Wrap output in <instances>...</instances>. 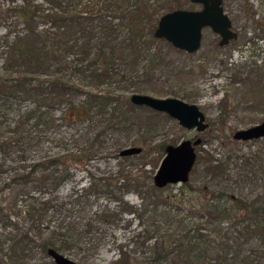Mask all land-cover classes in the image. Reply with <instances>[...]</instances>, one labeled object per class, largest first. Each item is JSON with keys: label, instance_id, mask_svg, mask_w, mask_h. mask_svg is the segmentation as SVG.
Segmentation results:
<instances>
[{"label": "rangeland", "instance_id": "rangeland-1", "mask_svg": "<svg viewBox=\"0 0 264 264\" xmlns=\"http://www.w3.org/2000/svg\"><path fill=\"white\" fill-rule=\"evenodd\" d=\"M174 1L184 10L201 9ZM10 6L0 0V264H55L51 248L78 264H187L189 252L204 255L201 264H264L261 239L242 240L234 224L241 218L237 199L264 205V139H233L264 121V0H223L238 33L226 46L210 28L195 54L147 35L139 61H118L99 88L82 85L64 97L45 88L40 99L12 89L7 42L26 26L7 12ZM127 36L125 29L120 38ZM74 58H58L26 89L51 76L86 85L71 71ZM134 94L196 104L209 127L184 129L164 113L134 105ZM91 95L112 104L105 108ZM185 140L197 152L189 182L156 188L166 148ZM134 147L143 151L121 156ZM227 200L228 213L216 212ZM220 249L229 251L226 258L225 252L217 257ZM246 256L251 263H242Z\"/></svg>", "mask_w": 264, "mask_h": 264}, {"label": "trees", "instance_id": "trees-1", "mask_svg": "<svg viewBox=\"0 0 264 264\" xmlns=\"http://www.w3.org/2000/svg\"><path fill=\"white\" fill-rule=\"evenodd\" d=\"M8 1L11 6L7 12L14 14L18 22L26 28L13 41L7 42L5 65L15 73L12 78L15 86L12 89L27 91L34 99L44 96L45 88H49L58 97H64L70 92H81L82 85L99 88L111 78L113 66L118 65V61L123 64L132 61L136 64L142 53L143 38L150 35L153 40H158L154 33L160 18L182 7V3L177 4L174 0H45L48 4L46 8L42 4H36L34 0ZM40 26L46 28L39 29ZM125 29L128 36L120 38ZM70 54L75 57L71 71L84 76L90 82H85V85L82 79L73 82L65 81L61 76H51L37 83L36 88L26 89L36 82L37 75L44 74L43 71L49 70L55 61ZM64 70V66H59L57 71L61 73ZM91 97L105 108L112 104L109 98ZM72 110L76 113L75 107ZM222 196L219 195L220 199ZM177 199L175 196H168L169 201L181 203ZM228 203L229 201L218 204L215 211L220 214L228 213ZM237 204L239 208L235 213L241 218L234 224L239 226L237 229L240 238L250 243L260 238L264 251V205L255 207L254 202L249 203L243 199H237ZM251 213L256 216L250 218V224H245ZM213 233V242L217 244L219 235L216 231ZM214 248L219 249L216 245ZM222 251V254L216 251L218 258L224 252L223 257L228 256L229 251ZM258 252H252V255L257 257ZM166 253L173 252L166 250ZM188 255L187 264H201V258L204 257L202 254L192 257L190 252ZM239 256L238 253L237 257ZM260 257L264 258V255ZM250 258L252 256H246L242 263H251L248 262Z\"/></svg>", "mask_w": 264, "mask_h": 264}, {"label": "water", "instance_id": "water-1", "mask_svg": "<svg viewBox=\"0 0 264 264\" xmlns=\"http://www.w3.org/2000/svg\"><path fill=\"white\" fill-rule=\"evenodd\" d=\"M190 2L201 6V9H179L164 14L154 33L156 39L165 40L174 48L188 54H195L201 49L203 31L206 28H210L221 38L220 46H226L231 41L237 40L238 33L233 30L223 0H190ZM131 102L136 106L164 113L190 131L204 132L209 127L205 114L196 104H189L176 98L159 99L142 94L132 95ZM233 139L243 142L264 139V121L248 129L237 131ZM142 151V148H128L121 152V156H133ZM196 160L197 152L192 141L185 140L176 146H168L154 176V185L162 189L170 185L186 184L189 182ZM48 254L55 264H78L56 249H49Z\"/></svg>", "mask_w": 264, "mask_h": 264}]
</instances>
